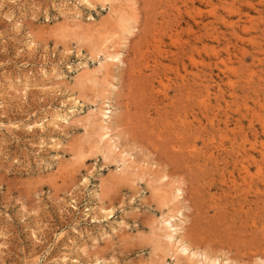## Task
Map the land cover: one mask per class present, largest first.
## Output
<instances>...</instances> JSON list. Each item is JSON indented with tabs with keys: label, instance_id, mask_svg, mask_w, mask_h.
<instances>
[{
	"label": "rangeland",
	"instance_id": "rangeland-1",
	"mask_svg": "<svg viewBox=\"0 0 264 264\" xmlns=\"http://www.w3.org/2000/svg\"><path fill=\"white\" fill-rule=\"evenodd\" d=\"M108 102L136 172L95 141ZM178 210L264 264V0H0V264H197Z\"/></svg>",
	"mask_w": 264,
	"mask_h": 264
},
{
	"label": "bare ground",
	"instance_id": "bare-ground-1",
	"mask_svg": "<svg viewBox=\"0 0 264 264\" xmlns=\"http://www.w3.org/2000/svg\"><path fill=\"white\" fill-rule=\"evenodd\" d=\"M84 2H88V0H84ZM117 4H119V3H117ZM112 48L114 49V47H112ZM107 58H108V61L110 63H115V62L122 63L121 54L119 52H117V51L112 53V54H109L107 56ZM108 103H107V106H106L107 109L106 110H102L100 112V119H99L100 122L95 124L96 122L93 121V124H92V122L89 121V124L90 125L92 124L94 129H95V131H96V134H95L96 135V140L95 141H96L97 145L99 146V148L102 150V152L105 153V155L107 157H115V160L116 161L118 160V162L121 163V166H122L121 172H128V171L136 172L138 169H140L139 168L140 166L138 167L137 165L136 166L134 165V160H133L134 158L129 153L130 151L126 150L125 148H123L119 144L120 137H119L118 134H116V132H114L115 128L117 126L114 124L113 119H112L114 114H115V111H114V109H112L113 106H111L110 103L109 104ZM60 119H66V118L63 117V118H60ZM174 192H175L174 195H175L176 199H180L182 197V190L180 188H176ZM176 214H177L176 216H174V215L170 216L169 215V217L164 218L162 220V222H161V226L163 228V231L165 232V234L163 232V234H164L163 238L166 241V243L172 249H174L173 250V252H175L174 254L177 253L178 255H181V256L183 255L185 258L189 259L190 261L191 260L195 261V263H197V264H199V263H201V264L202 263H206V264L207 263L208 264L209 263L210 264H220L218 259H216V258L215 259H211V258H209L210 256H208L207 254L199 253L198 251L193 250L191 248V246L189 244H187V242H185V241H183V239H181V230H182V228H181L180 224L175 223L176 222L175 221V217H177V216L182 217L183 214H182V212L180 210H178ZM164 217H166V216H164ZM157 234L158 233L156 232V235ZM224 264H229V263L228 262L225 263V261H224Z\"/></svg>",
	"mask_w": 264,
	"mask_h": 264
}]
</instances>
